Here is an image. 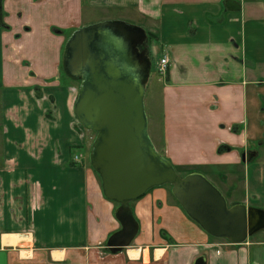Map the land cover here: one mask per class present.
I'll return each mask as SVG.
<instances>
[{
	"label": "crops",
	"instance_id": "0c3cea01",
	"mask_svg": "<svg viewBox=\"0 0 264 264\" xmlns=\"http://www.w3.org/2000/svg\"><path fill=\"white\" fill-rule=\"evenodd\" d=\"M2 3L0 264H193L201 255L207 264H264L263 238L231 244L208 234L168 185L134 201L139 233L113 253L106 241L121 227L118 204L92 166L74 160L86 137L73 108L79 86L62 70L69 36L94 23L85 17L96 10L98 21L155 32L152 56L170 62L165 77L156 74L162 111L148 119L150 137L173 164L212 174L228 199L238 182L246 190V169L262 150L264 165V0ZM222 143L234 149L218 153ZM249 150L255 155L244 161ZM234 195L249 204L245 192Z\"/></svg>",
	"mask_w": 264,
	"mask_h": 264
},
{
	"label": "water",
	"instance_id": "95a60500",
	"mask_svg": "<svg viewBox=\"0 0 264 264\" xmlns=\"http://www.w3.org/2000/svg\"><path fill=\"white\" fill-rule=\"evenodd\" d=\"M148 45L143 26L107 19L74 30L62 55L66 73L80 79L74 114L97 133L91 166L100 176L104 195L118 204L114 214L121 227L109 236L107 246L113 253L132 246L140 223L130 203L165 184L172 185L184 211L208 234L231 244L245 243L264 229V209L246 202L230 205L200 171L181 175L150 137L145 103L152 69ZM254 155L245 152L243 160ZM193 264H207L206 256Z\"/></svg>",
	"mask_w": 264,
	"mask_h": 264
},
{
	"label": "rangeland",
	"instance_id": "374dc122",
	"mask_svg": "<svg viewBox=\"0 0 264 264\" xmlns=\"http://www.w3.org/2000/svg\"><path fill=\"white\" fill-rule=\"evenodd\" d=\"M85 2H86V0H85ZM106 11H107V9H106ZM111 12H112V14L113 13H119L118 10H116L115 8H112ZM88 14H91V12H89ZM99 14H100V12L96 10L93 15L86 16L85 17V23L88 22V21H92V22L98 21L100 19ZM125 18H127V17H125ZM125 21H127V20H125ZM127 22L131 23L130 20L127 21ZM87 24H89V23H87ZM132 24H134V23L132 22ZM69 31H71V30H69ZM150 33H151V35H154V37H152L153 41H154V39L157 38V35L153 31H151ZM150 42L152 43V45L154 44L152 42V40ZM150 42H149V44H151ZM148 49L150 51V56L152 58V69H151V71H152L151 72V77L152 78L150 77L151 81H150L149 85H147V93H146V98H145L146 111H147V115H148V119H149V117L152 118V116L154 115L153 114L154 112L156 114V113H161V111H162V107H161V89L156 88L158 86L157 85V77L161 76V75L165 77L166 74L163 75L162 73H160L157 70L158 58L154 54L152 56V51H151L152 47H151V45L150 46L148 45ZM64 78L66 80H73L74 84L77 85V86L80 85V81L78 79H75V78L71 79V78H68V77L67 78L64 77ZM152 111H154V112H152ZM158 111H160V112H158ZM76 123L79 126H81V128L83 127L82 129L85 131L84 137H86V143L84 144L83 148H79L78 150H76V152L74 153V156H75L74 160H76V162H81L82 161L80 164L85 163V164L91 166V163H90V151H91L92 143H93L97 133L94 130H91V129L83 126L79 122H76ZM262 154H263V150H262L260 159L252 162L250 164L249 170L246 169V180H247L246 190H245L243 184L238 182L237 185L239 184V187L237 189H234L233 195L235 194L234 195L235 199H243L244 198V192H245L246 196L248 197L247 201H249L248 202L249 205H254L256 207L264 209V165L263 164L260 165L261 158H263ZM77 157L79 159H76ZM179 170H180V174H184L187 169H182V168L179 167ZM258 170H259V172H258ZM207 175H209L210 180L222 192H224V189L219 185V183L216 180L213 179V175L209 174V173ZM230 184H231V182H228L226 184V186H230ZM168 188L170 189L169 186H168ZM232 196L230 197L228 195L229 204H230V202H232V204H235L233 202L234 199H233ZM232 204H230V205H232ZM249 238H251V239L263 238L264 239V231L258 232V233H256L255 235H253V236H251ZM111 257L112 256H110V258ZM108 261H112V260L110 259Z\"/></svg>",
	"mask_w": 264,
	"mask_h": 264
},
{
	"label": "trees",
	"instance_id": "16d2710c",
	"mask_svg": "<svg viewBox=\"0 0 264 264\" xmlns=\"http://www.w3.org/2000/svg\"><path fill=\"white\" fill-rule=\"evenodd\" d=\"M4 9H3V4H2V9H1V12H0V22H3V15H4V11H3ZM148 36H149V42L152 40L153 41V38L152 37H154V35H151V33L148 31ZM151 43V42H150ZM62 70L65 72V70L63 69V67H62ZM224 126V125H223ZM241 129H242V125L241 124H233L232 126H231V130L232 131H234V132H240L241 131ZM84 147V145H80L79 146V148H83ZM78 148V147H77ZM231 149H234V147L232 146V145H229V144H226V143H222V144H220L219 146H218V153H223V152H225V151H228V150H231ZM174 166H175V168H176V170L180 173V170H179V167L180 166H177V165H175L174 164ZM180 168H182V167H180ZM182 169H187L186 170V172L184 173V174H181V175H186V174H188V173H190V172H193V171H196L195 169H193V168H182ZM97 173V172H96ZM97 175H98V173H97ZM99 176V175H98ZM99 178H100V176H99ZM165 185H168L169 187H170V192H171V194H172V191H171V189H172V185H170V184H165ZM144 195H146V194H144ZM143 195V196H144ZM142 196V197H143ZM172 196H173V194H172ZM174 197V196H173ZM175 198V197H174ZM175 200L178 202V200L175 198ZM135 201V200H134ZM134 201H132L131 203H130V205H132L133 206V203H134ZM116 203V202H115ZM117 204V203H116ZM178 204H179V202H178ZM230 204H232V203H230ZM162 233H164V231H163V229H162ZM107 242V241H106Z\"/></svg>",
	"mask_w": 264,
	"mask_h": 264
},
{
	"label": "built area",
	"instance_id": "2783aa9c",
	"mask_svg": "<svg viewBox=\"0 0 264 264\" xmlns=\"http://www.w3.org/2000/svg\"><path fill=\"white\" fill-rule=\"evenodd\" d=\"M169 62H170V59H169L168 55L162 56L158 61L157 69L163 75H165L167 73V68H168ZM76 159H79V158L77 157Z\"/></svg>",
	"mask_w": 264,
	"mask_h": 264
},
{
	"label": "flooded vegetation",
	"instance_id": "af4514ba",
	"mask_svg": "<svg viewBox=\"0 0 264 264\" xmlns=\"http://www.w3.org/2000/svg\"><path fill=\"white\" fill-rule=\"evenodd\" d=\"M141 48H142V47H141ZM253 153H255V152H253L252 150H249V154H250V155L253 154ZM230 203H231V202H230ZM261 231H264V229H262V230H260V231H258V232H261ZM258 232H257V233H258ZM255 234H256V233H255ZM255 234H254V235H255Z\"/></svg>",
	"mask_w": 264,
	"mask_h": 264
},
{
	"label": "bare ground",
	"instance_id": "6f19581e",
	"mask_svg": "<svg viewBox=\"0 0 264 264\" xmlns=\"http://www.w3.org/2000/svg\"><path fill=\"white\" fill-rule=\"evenodd\" d=\"M134 254V253H133Z\"/></svg>",
	"mask_w": 264,
	"mask_h": 264
}]
</instances>
